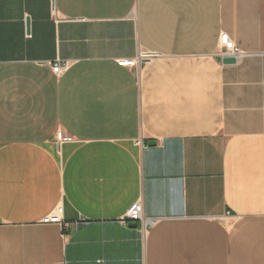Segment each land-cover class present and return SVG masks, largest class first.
<instances>
[{
	"label": "crops",
	"instance_id": "crops-1",
	"mask_svg": "<svg viewBox=\"0 0 264 264\" xmlns=\"http://www.w3.org/2000/svg\"><path fill=\"white\" fill-rule=\"evenodd\" d=\"M0 264H264V0H0Z\"/></svg>",
	"mask_w": 264,
	"mask_h": 264
},
{
	"label": "built area",
	"instance_id": "built-area-1",
	"mask_svg": "<svg viewBox=\"0 0 264 264\" xmlns=\"http://www.w3.org/2000/svg\"><path fill=\"white\" fill-rule=\"evenodd\" d=\"M218 41V47H219V56L220 58L224 57H230L234 58L235 60L242 57L243 53H240L239 49L235 47L233 42L229 39L228 35L221 34L219 36ZM147 54H143L140 56H137L135 59L130 60H121L118 61V66L120 67H126V68H134L140 66L144 61H146L148 58H150ZM69 68V63L64 62L61 63L59 61H56L54 64L51 65L52 74H55L57 76H60L63 74V72H66ZM61 208H57L54 213L51 215H48L46 217H43L41 220L42 225H60L61 224ZM83 221V220H81ZM131 222H139L141 225V230H144L147 225H151L153 221H149L143 217V211H142V204L140 201H136L127 211L125 214V217L121 220V224L126 226Z\"/></svg>",
	"mask_w": 264,
	"mask_h": 264
},
{
	"label": "water",
	"instance_id": "water-1",
	"mask_svg": "<svg viewBox=\"0 0 264 264\" xmlns=\"http://www.w3.org/2000/svg\"><path fill=\"white\" fill-rule=\"evenodd\" d=\"M221 62L223 65H231L236 63V60L234 58H230V57H224L221 59ZM155 143L153 142H149L147 143L148 146H153ZM135 227H137V224L135 222H131L127 225V228L130 229H135Z\"/></svg>",
	"mask_w": 264,
	"mask_h": 264
}]
</instances>
